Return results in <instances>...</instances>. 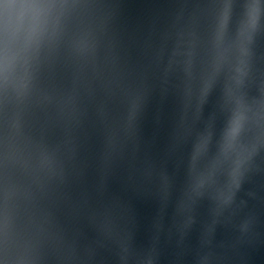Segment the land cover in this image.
I'll list each match as a JSON object with an SVG mask.
<instances>
[{"label": "water", "instance_id": "95a60500", "mask_svg": "<svg viewBox=\"0 0 264 264\" xmlns=\"http://www.w3.org/2000/svg\"><path fill=\"white\" fill-rule=\"evenodd\" d=\"M50 2L0 78V264H264V0Z\"/></svg>", "mask_w": 264, "mask_h": 264}, {"label": "clouds", "instance_id": "9594fccd", "mask_svg": "<svg viewBox=\"0 0 264 264\" xmlns=\"http://www.w3.org/2000/svg\"><path fill=\"white\" fill-rule=\"evenodd\" d=\"M57 5L50 0H0V78L7 81L21 54L37 49L52 25ZM228 22V11L221 17L217 38L223 40ZM256 25L253 9L248 23L240 34V46L244 50L245 40H250ZM237 125L229 137L234 138ZM230 147V144H229Z\"/></svg>", "mask_w": 264, "mask_h": 264}]
</instances>
